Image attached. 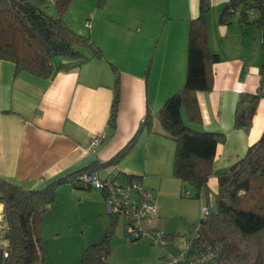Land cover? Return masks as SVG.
Listing matches in <instances>:
<instances>
[{
    "label": "crops",
    "instance_id": "obj_1",
    "mask_svg": "<svg viewBox=\"0 0 264 264\" xmlns=\"http://www.w3.org/2000/svg\"><path fill=\"white\" fill-rule=\"evenodd\" d=\"M79 1L71 0L64 22L74 32L88 35L103 57L82 49L87 60L64 70L62 57L61 63H52L48 77L14 73L12 62L0 61V179L24 189H41L92 162L108 161L132 138L146 112L155 115L185 82L189 20L198 15V0H107L100 8L97 0ZM227 1L210 0L208 46L219 61L212 66V89L196 92L201 117L197 130L225 136L215 149L207 183L211 194L217 192V174L242 158L264 132V98L259 99L247 131L233 126L239 95L254 93L264 81V54L252 46L251 34L258 29L238 22L237 14L227 23L218 22ZM258 42L264 51L261 32ZM108 63L120 75L114 130L107 127L114 83ZM100 134L103 138L91 149L90 139ZM173 150L174 142L162 135L155 116L151 132H142L116 165L101 166L97 173L121 182L129 175L138 176L153 195L155 189L159 194ZM61 188L80 196L88 193L74 191L83 187L69 182L57 190ZM92 193L103 207V193L97 189ZM4 228L0 203L3 248ZM153 249L151 259L156 264L163 255Z\"/></svg>",
    "mask_w": 264,
    "mask_h": 264
},
{
    "label": "trees",
    "instance_id": "obj_2",
    "mask_svg": "<svg viewBox=\"0 0 264 264\" xmlns=\"http://www.w3.org/2000/svg\"><path fill=\"white\" fill-rule=\"evenodd\" d=\"M106 1L98 0L97 7H103ZM70 2L53 0L54 14H51L48 0H0V61L12 62L14 73L26 71L48 77L55 56L65 58L64 70L88 59L82 49H89L94 57H103L88 35L74 32L64 22ZM210 5V0H198V15L189 20L184 85L165 100L155 115L147 111L132 138L108 161L92 162L37 190L0 179L5 223L3 239L6 241L5 247L0 248V264H45L41 223L44 213L55 201L58 186L66 182L77 186L75 178L79 174L116 165L142 132L152 131L155 116L162 135L174 142L172 175L180 181L182 193L199 200L203 197L207 206V213L200 215L193 226V230L197 228V235L191 241L188 254L209 249L214 254L212 264H264V132L242 158L217 174V192L211 194L208 178L213 173L216 146L224 142L225 136L221 132L191 128L182 116L184 112L190 125H200L196 92L212 89V66L219 57L208 46L206 14ZM234 14L238 22L261 32L264 47V0H228L218 22L227 23ZM108 64L114 83L107 127L114 130L120 101V75L113 64ZM260 98H264V81H260L254 93L239 95L234 110L235 128L249 129ZM132 177L138 176H127ZM110 217L102 239L82 251L80 264H112L107 258L117 217ZM164 256L161 264H164Z\"/></svg>",
    "mask_w": 264,
    "mask_h": 264
},
{
    "label": "rangeland",
    "instance_id": "obj_3",
    "mask_svg": "<svg viewBox=\"0 0 264 264\" xmlns=\"http://www.w3.org/2000/svg\"><path fill=\"white\" fill-rule=\"evenodd\" d=\"M81 3L82 1H79V4ZM47 5L50 13L54 14L53 0H48ZM87 5L88 2H86ZM85 22L86 24L89 23L88 20ZM259 34L260 31H253L251 40L252 46L257 47L255 51L262 55L264 51H260ZM62 59V56H55L53 58L54 65L61 63ZM182 114L183 120L188 126L191 128L196 127L187 122L184 112ZM162 185L161 193L158 194V190H154L155 203L159 208V212L155 214L151 226L167 234L165 245L148 244L147 242L135 244L127 241L124 236L123 220L117 218L110 238L111 250L107 258L109 263L153 264L155 262L152 261L151 256L156 253L153 248L160 249L162 255L167 254L175 258L180 256L184 242L189 241L193 226L199 220L200 200L182 193L180 181L172 176V155L168 175L163 178ZM83 188L74 189L77 192H88L82 196L75 192L72 194L69 189L56 190L54 203L44 213L41 223V235L45 250V264H80L84 248L92 243L99 242L109 226L111 217L108 214L105 202L104 206L101 207L92 193L94 189L87 190L85 187ZM164 218L166 225L162 226L161 222L162 220L165 222ZM148 221L145 220L143 224L150 226L148 224L150 221ZM153 221L155 224H153ZM0 248H3L1 231ZM161 260L156 264H161ZM180 264H183V262Z\"/></svg>",
    "mask_w": 264,
    "mask_h": 264
},
{
    "label": "built area",
    "instance_id": "obj_4",
    "mask_svg": "<svg viewBox=\"0 0 264 264\" xmlns=\"http://www.w3.org/2000/svg\"><path fill=\"white\" fill-rule=\"evenodd\" d=\"M88 26V23L86 24ZM103 135H96L90 139L89 147L94 149ZM77 186L97 189L103 193L108 214L123 220L124 236L131 243L147 242L165 245L166 235L160 229L144 225L145 220H151L156 214V203L153 192L146 187L139 177L119 181L116 177L102 178L97 172L82 173L75 178ZM186 195H188L186 193ZM207 213V206L203 197L200 198V215ZM197 235V228L193 230L189 241H185L183 251L175 258L165 255L164 264H212L214 254L205 249L199 253L189 255L188 249L192 239Z\"/></svg>",
    "mask_w": 264,
    "mask_h": 264
}]
</instances>
